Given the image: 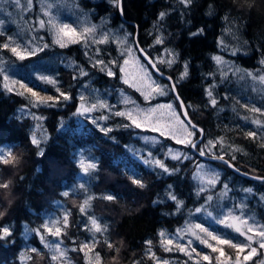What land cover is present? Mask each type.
Listing matches in <instances>:
<instances>
[{"label": "trees", "instance_id": "trees-1", "mask_svg": "<svg viewBox=\"0 0 264 264\" xmlns=\"http://www.w3.org/2000/svg\"><path fill=\"white\" fill-rule=\"evenodd\" d=\"M37 1H33L25 19L29 21L30 34L41 37L39 39L48 46H43L38 55L21 60L8 48L0 46L9 61L20 67L16 73L18 78L53 99L37 107L39 115L34 119L23 112L27 107L32 108L28 99L7 91L0 72V147L13 152L7 163H0V183L7 184L6 188L0 186V226L12 230L11 237L0 240V264H58L48 245L55 237L74 264H89L87 251L96 253L100 264H154V256H175L186 261L174 247L171 250L162 247L161 232L176 234L197 209L206 205L212 207L225 187L228 203L234 205L238 213L255 212L264 222V181L247 179L227 165L211 162L222 170L218 182L213 189L197 193L189 161L161 158L166 145L186 146L165 137L150 151L144 150L145 145L136 137L141 131L122 116L111 114L107 122L108 128L113 130L107 133L88 119L82 122L78 114L79 89L85 82L102 93L108 106L116 102L120 88H127L141 100L135 90L121 81L120 64L125 52L111 40L60 47L53 41L44 17L36 11ZM79 2L95 20L108 16L110 26L131 32L134 40L136 36L135 42L154 62L164 48H175L177 62L170 66L161 62L155 64L173 79L190 119L202 128L201 142L212 141L215 155H222L241 172L264 178V135L258 137L252 120L243 116L239 108L232 107L237 96L233 76L214 59L222 56L247 72L264 74V63H261L264 60V0H191L188 5L184 0H122L123 14L109 0ZM160 13H164L163 18ZM40 17L45 26L36 30L34 26ZM232 28L238 33L241 46L229 51L223 41L235 45L237 40L225 35L226 30ZM199 29H203V33L193 36ZM158 32L163 34L160 44L155 41ZM62 59L75 65L66 66ZM96 60L112 64L114 75L101 71L93 64ZM183 64L188 65V76L180 79ZM31 66L55 73L62 92L71 98L64 100L52 86L39 82ZM78 68L87 74L82 75ZM154 75L160 83L168 85L170 92L163 98L172 99L179 106L169 87L171 82ZM209 89L212 98L217 100L215 107L207 95ZM250 95L243 99L250 102ZM36 126L47 134L39 148L31 143ZM191 130L194 140L198 139L201 133ZM249 132H255V137L248 136ZM81 148L91 150L97 162L93 193L96 195L97 191L106 189L105 192L115 197L112 201L95 197L93 202V210L96 209L107 225L106 237L92 236L89 231L87 213L80 211L83 190L63 195L82 174L75 159L76 151ZM187 148L194 153L191 146ZM40 149L44 150L43 156L39 155ZM155 155L170 171L151 165L149 157ZM133 180L142 181L145 186L138 187ZM208 196L212 199L208 200ZM243 198L246 199L244 207ZM58 202L64 203L66 224ZM52 215L61 217L58 235L54 234L56 227L49 225L52 231L43 227L48 225ZM203 221L233 241L245 238L229 225ZM85 244L89 247L85 248ZM226 252H229L228 247ZM227 262L213 259L199 264ZM256 262L257 259H253L245 264Z\"/></svg>", "mask_w": 264, "mask_h": 264}, {"label": "rangeland", "instance_id": "rangeland-1", "mask_svg": "<svg viewBox=\"0 0 264 264\" xmlns=\"http://www.w3.org/2000/svg\"><path fill=\"white\" fill-rule=\"evenodd\" d=\"M33 1L34 0H20V4L17 5L16 0H0V46L3 47L4 44H8V49L12 55L19 60H21V56L23 57L22 59H25L38 55L42 51L40 49H43L44 46L42 39H39L41 37L35 38L30 34V24L28 19H25V15H28L27 13L29 9L33 7ZM36 11L46 20L53 41L55 39H60L67 46L74 44L72 42L73 40L78 41L76 43H82V45H91L100 43L101 41L107 42L111 40L125 52L124 59L120 64V71L123 69V71H121V81L127 85L130 90H135L141 96V100H137L127 88H120L117 90L116 102L110 105L106 110L98 107L94 112L81 114L78 108L79 118L82 122L85 119H88L98 128L101 129L103 127L107 129L109 126L108 122L102 120L94 122L93 116L99 117L101 115H108L109 119H111L112 113L116 111L124 112L125 116L122 117H126L132 124V120L128 118V114L130 113L132 119L136 120V122L141 125V127L135 126L141 131V133L136 134V137H139L141 142L145 145L144 150L148 149V151H150L152 147H155L165 137H168L186 147L182 148L170 144L166 145L163 151V157H161L162 160L166 158L173 159V155L179 154L180 158L174 160H181L182 162L186 160L189 161L192 165V180L195 184L197 193L211 190L216 186L222 170L217 165L210 161L203 160L198 155L199 152L201 153V151H203L206 155L211 153L213 156H217L211 149V146L214 145V143L212 142V144H208V142H200L195 148L191 146L197 140H194V133L184 120L181 109L176 102L172 99L165 100V98H163L170 92L168 85L160 83L155 77L150 65L147 64L140 55L131 32L121 31L118 28L110 26L108 23L110 22L108 16H103L102 18L95 20L92 18L90 11L80 5L79 0H38ZM39 15H35V17H38ZM40 20L41 17L39 18L38 23L34 26L36 30L40 27ZM64 24L69 25L70 29H75V32L70 35H65L62 31ZM225 35L226 37H230V39L237 41L235 42V45L223 41L224 48H229V51H231L233 49H238L241 46V39H239L235 28L226 30ZM157 39L161 40L162 43L163 34L161 32L157 33L155 41ZM13 47L17 49L18 54H14L11 51ZM33 52L34 54H29ZM219 57L221 60L218 64L227 74L233 76V81L235 83L234 86L237 96L236 101L232 102V107L234 109L239 108L243 116L252 120L257 128L258 137H261L264 135V80H261L260 77L264 76V74L254 75L252 72H247L240 68L232 61L222 56ZM60 61L69 67L75 65L74 62L65 61L63 59ZM98 61L102 60H96L93 64L104 69L106 73L108 70L114 72L112 64L104 61L101 64L98 63ZM125 61H127L126 64ZM169 61H171V63H169ZM177 61V51L175 48L169 46L168 48H164L159 56H156L155 58L156 63H165L167 66H170ZM52 63L57 64V61L52 60ZM183 68L184 64L182 66V69ZM19 69L20 67L15 65L13 61H9L5 54L0 50V72L3 78L5 76L8 77V80H4V82L12 88V91L17 92L28 99L32 108L27 107L23 109V112L27 115L36 117L39 115V112L36 110L37 107L42 103L53 101V99L47 100L46 98L50 96L35 91L26 82L18 78L16 73ZM30 70L39 82L50 85L56 90L59 88V90L62 91L60 80L55 73L42 70L41 68H34L33 66H31ZM78 71L80 73L83 72L82 68H78ZM182 73L183 71L181 72L180 77ZM45 78L55 81V84L48 83ZM125 80L128 82L125 83ZM153 81L156 85L164 87L167 94L160 95L158 90L153 86ZM21 85H24L25 87L22 88ZM27 89H31L32 91L29 92ZM137 89H139V91ZM32 92L37 93V96H33ZM142 92L144 95L141 94ZM249 95L252 97L250 102L243 99L244 96L248 97ZM145 96H147L148 99H145ZM79 97L80 99L81 97H84L83 103L86 107L90 106L92 103L106 104V98L102 93L98 89L89 86L87 82L81 85L79 89ZM169 104L172 105L171 108L167 107ZM117 105L121 106L119 107ZM161 105H164V107H160ZM150 108H155L156 111L149 112L148 109ZM254 108H259L260 111H253ZM254 121H259V124L254 123ZM35 129L33 135H35L40 142L44 141L47 137L45 131L40 126H36ZM187 146H191V149L194 152L193 154H191V151L188 150ZM7 151H9V148L0 147V153H6ZM142 151L143 150H141V152ZM161 158L155 155L149 157V161L154 167L156 166L155 161L158 160L161 162ZM75 159L76 165L81 170V160L85 164L96 163L97 165L91 150L88 148L77 150ZM201 165H203V167H201ZM96 168L90 169L88 173H84L82 170V174H80L76 181L69 185L64 192L72 194L79 189L83 190L82 207L85 209L84 212L87 213L89 231L92 236L102 235L106 237L107 225L100 218L96 209L93 210V202L95 197H100L103 198L104 201H107L104 197L110 195V193L105 192L106 189H104L103 191H97L95 195L91 190L94 180H97ZM209 180H215V184H209ZM246 195L247 194H245L244 197H247ZM228 200L229 194L226 190H223L220 193L219 200L214 203L212 207H207L208 205H206L202 209H197L195 214L183 224L176 234H166L161 232L164 234L163 236L160 235L162 247H165L166 250H171L174 247V251L183 254L186 261H181L184 259H178L175 256L169 258L154 256V264H199L202 260L211 261L213 259L222 260L223 262L228 261L227 264H237V258H239V264H245L253 259H257L255 264H264V248L259 247L261 237L258 235L257 231L247 232L248 227L252 226L259 229L260 226H264V222L255 212H246L242 210L238 213L234 208V205L232 206L228 203ZM245 200V198L242 199L243 207L245 206ZM57 207L62 211L63 215H66L63 202H58ZM49 219L50 221L48 220V225L59 228L61 221L60 216L52 215ZM245 219L248 221L247 224L242 223ZM92 220H96L101 231L97 232L95 230ZM203 220H207L208 222L211 221L215 224L229 225V227L235 229L238 227L241 232L246 234L245 238H239L238 240L233 241L217 230H214ZM196 225H199L200 227H196ZM201 229H204V231H201ZM209 232L214 236L229 239L232 243L247 244L249 241L246 237L251 236V248H255L256 252L252 253L251 248L248 247L241 252L237 249L231 248L227 244H219L208 235ZM202 240L207 241V243H202ZM208 244L222 250L224 255L221 256L219 251L214 252L211 247H208ZM48 245L53 260L56 263L74 264L61 247L60 241L57 237L52 239ZM227 247L229 252H226ZM86 253V261L89 264H100V258L96 253H91L89 251ZM204 256H208V260H205ZM230 256H234V258L230 259ZM245 256H248L249 258L245 260Z\"/></svg>", "mask_w": 264, "mask_h": 264}, {"label": "snow or ice", "instance_id": "snow-or-ice-1", "mask_svg": "<svg viewBox=\"0 0 264 264\" xmlns=\"http://www.w3.org/2000/svg\"><path fill=\"white\" fill-rule=\"evenodd\" d=\"M109 2H110V3H113V5H114L115 7H117V8L121 11V14H123L122 0H109ZM184 3H185L186 5H188V4L191 3V0H184ZM16 4L19 5V4H20V0H16ZM163 16H164V13H160V17L163 18ZM44 26H45V22H44L43 20H41V21H40V28H44ZM62 31L65 33V35H70V34H72V33L75 32V29H70V28H69V25L64 24L63 27H62ZM202 33H203V29H199L198 32H196V33H192V35L195 36V35H199V34H202ZM54 42L57 43V44H59L60 47H62V48L66 46L65 43H63L60 39H55ZM72 42H73V43H76V42H78V41L73 40ZM101 42H103V41H101ZM160 43H161V40L157 39V40H156V44H160ZM47 46H48L47 44L44 45V47H47ZM3 47H4L5 49H7V48L9 47V45H8V44H4ZM85 47H87V46H85ZM40 50H42V49H40ZM11 51H12L14 54H18V53H17V49H16L15 47H13V48L11 49ZM29 54H34V52H33V53H29ZM22 58H23V57L21 56V59H22ZM214 59L217 61V63H219L220 60H221V58H220L219 56L214 57ZM98 63H101V64H102L103 61H98ZM126 63H127V61H125V64H126ZM169 63H171V61H169ZM261 63H264V60H262ZM101 71H104V69H101ZM121 71H123V69H121ZM81 74H82V75H86L87 73H86L85 71H83ZM107 75H109V76H113L114 73H113L111 70H108V71H107ZM250 75H251V74H250ZM186 76H188V65H187V64L184 65V71H183V73H182L180 79H183V78L186 77ZM45 79H46V81H47L48 83L55 84V81H53V80H48L47 78H45ZM260 79H261V80H264V76H261ZM4 80L7 81V80H8V77L5 76V77H4ZM124 82L127 83L128 81L125 80ZM152 84H153V86L155 87V89L158 90V92H159L160 95H165V94H167V93L165 92V90H164V87H162V86H160V85H156L154 81L152 82ZM4 87H5V89H6L7 91H9V92L12 91V88H10V87L8 86L7 83L4 84ZM21 87L23 88V87H25V86H24V85H21ZM169 87L174 88L175 85H170ZM27 90H28L29 92L32 91L31 89H27ZM137 90L139 91V89H137ZM57 91L60 92V95L64 98V100H68V99L71 98L69 94L60 91L59 88H57ZM141 94L144 95L143 92H142ZM32 95H33V96H37V93L32 92ZM207 95H208V97L210 98V103H211V105H212L213 107H215L216 104H217V100H216L215 98H212V97H213V93H212L211 89H209V90L207 91ZM46 99H47V100H51L52 97H47ZM145 99H148V97L145 96ZM83 101H84V97H81V104H80V107H79V112H80L81 114H87V113L94 112L95 110H97L98 107L101 108V109H104V108H108V107H109V106H108L107 104H105V103H99V104H97V103H92L90 106L86 107V106L84 105ZM126 102H127V101H126ZM160 107H164V105H161ZM167 107H168V108H171L172 105L169 104V105H167ZM148 111H149V112H155L156 109H155V108H150V109H148ZM253 111L259 112L260 109H259V108H254ZM112 114L115 115V116H125V113H124V112H119V111H116V112H114V113H112ZM183 115H184L185 117H187V112L183 113ZM33 118H34V119H37V117H35V116H33ZM128 118L132 120V124H131V125H134V126H136V127H141L140 123H138V122H136V120L132 119V116H131L130 113L128 114ZM101 120L107 122V121L109 120V116H108V115H101V116H99V117H95V116H93V121H94V122H99V121H101ZM182 123H183V122H182ZM254 123L259 124V121H254ZM188 126L191 127V128H193V129L196 128V125L192 124L191 121H188ZM112 130H113V129H111V128H107V129H106V128H103V127L101 128V131H105L106 133H107V132H110V131H112ZM247 135H248V136H251V137H255L256 133H255V132H249V133H247ZM31 143H32L33 145H36L38 148H39V146H40V141L36 138L35 135H33V136L31 137ZM208 144H212V141H208ZM191 146H192L193 148L196 147L195 144H192ZM12 154H13V152H12L11 150H10V151H7L6 153H5V152L0 153V163H7V159H8L9 157H11ZM203 154H204L203 151H201V155H203ZM39 155H40V156H43V155H44V150H43V149H40V150H39ZM172 158H173V159L180 158V155H179V154H175V155L172 156ZM219 159L223 160L224 158H223V156L221 155V156H219ZM233 159H234V157H233ZM155 164L158 165L160 168L165 169L166 171H170V170L166 169L165 165L162 164V163H161L160 161H158V160L155 161ZM80 167L82 168V170H83L84 173H88L90 169H95V168L97 167V165H96V163H88V164H85V163L81 160V161H80ZM201 167H203V165H201ZM254 178L264 180V178H260V177H254ZM133 183L136 184L138 187H141V188H143V187L145 186V185L143 184V182H142V181H139V180H133ZM208 183H209V184H215V180H209ZM0 186L6 188V187H7V184L2 182V183H0ZM225 190H227L226 187H225ZM247 191H248V192H251L252 190H251V189H248ZM63 195L67 196L68 193H67V192H64ZM104 198H105L106 200H109V201H112V200L115 199V197L112 196V195H107V196H105ZM170 198H174V197L171 196ZM211 199H212V197H211V196H208V200H211ZM80 211H81V212H84V211H85L84 207H81V208H80ZM0 215H2V213H0ZM64 223H65V224L67 223V215H65V217H64ZM242 223L247 224L248 221L245 219V220L242 221ZM92 224H93V226L95 227V230H96L97 232L101 231V228H100V226L97 224L96 220H92ZM43 227H44V229H47V230H49V231H52V229H50V228H49V225H47V224H45ZM196 227H200V226H199V225H196ZM235 230H236L237 232H240V235H246L244 232H241V231H240V228H238V227H237ZM59 231H60V229H59V228H56L55 231H54V234H57V235H58V234H59ZM201 231H204V229H201ZM253 231H257L258 235L261 237V239H260V241H259V247H260V248H264V226H260L259 229H256V228H254V227H252V226L248 227L247 232H253ZM160 235L163 236L164 234L161 233ZM208 235L211 236V238H212L213 240H216L217 243H219V244H227V245H229L231 248H233V249H237L238 251H241V252L244 251V249H245L246 247L251 248V240H252L251 236H247V237H246L247 240L249 241V243L244 244V243H232L229 239H224V238H220V237H218V236H214V235H212L211 232H209ZM11 236H12V230H11L10 227H7V226H0V240H7V239H8L9 237H11ZM41 239H43V237H41ZM169 242H170V241H169ZM201 242H202V243H207V241H204V240H202ZM190 243H191V242H190ZM109 245H110V244H109ZM84 247L87 248V247H89V246H88V245H84ZM208 247H211L212 250H213L214 252H215V251H219L221 256L224 255V252H223L222 250L213 247L211 244H208ZM251 252H252V253H255V252H256V249H255V248H251ZM248 258H249L248 256H245V257H244L245 260H247ZM204 259H205V260H208V256H204ZM237 264H239V258H237Z\"/></svg>", "mask_w": 264, "mask_h": 264}, {"label": "water", "instance_id": "water-1", "mask_svg": "<svg viewBox=\"0 0 264 264\" xmlns=\"http://www.w3.org/2000/svg\"><path fill=\"white\" fill-rule=\"evenodd\" d=\"M135 40H136V36H135ZM136 43V46H137V49L140 53V55L143 57V59L150 65L151 69L154 71V73L156 75H158L160 78H163V79H166L168 81L171 82V85H175L174 82H173V79L166 75L165 73H163L162 71H160L155 62L151 59V57L149 55H147L143 50L142 48ZM172 91H173V94L176 98V100L178 101V104H179V107L181 109V112H182V116L184 118V120L186 121V123L188 124V121H191L192 124H194L192 122V120L190 119L189 115H188V112H187V108L185 106V104L183 103V101L181 100V98L179 97L178 93H177V89H176V86L174 88H172ZM187 112V117H185L183 115V113ZM195 125V124H194ZM195 130L199 131L201 133L200 137L193 143L195 145H197L198 143H200L203 139V135H204V132L202 130V128H200L199 126L196 125V128ZM198 155L203 159V160H206V161H210V162H217V163H221V164H224V165H227L229 166L233 171H235V173H237L238 175L240 176H243L247 179H250V180H255V181H264V180H261V179H257V178H254V177H258V176H254V175H251V174H247V173H244V172H241L239 171L233 164L231 161H229L228 159L224 158L223 160L219 159V156H211V155H206V154H203L201 155V153L199 152ZM260 178H263V177H260Z\"/></svg>", "mask_w": 264, "mask_h": 264}]
</instances>
